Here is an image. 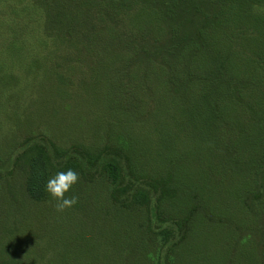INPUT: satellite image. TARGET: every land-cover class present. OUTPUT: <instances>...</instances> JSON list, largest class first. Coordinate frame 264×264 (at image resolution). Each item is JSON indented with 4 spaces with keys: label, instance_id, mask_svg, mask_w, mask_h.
<instances>
[{
    "label": "rangeland",
    "instance_id": "1",
    "mask_svg": "<svg viewBox=\"0 0 264 264\" xmlns=\"http://www.w3.org/2000/svg\"><path fill=\"white\" fill-rule=\"evenodd\" d=\"M198 1L193 2L194 8L202 13L188 14L190 20L186 15L189 6L186 12L184 7L178 10L161 44L135 41L136 33L143 37L147 30L135 32L131 41L143 44L144 52H157V61L169 57L165 52L173 48L169 39L176 34L170 36L172 27L185 36L206 19V27L214 25L211 17L218 8L208 0H203V5ZM20 2L0 0V264H264V215L257 217L253 210L246 212L247 208L220 205L224 188L231 193L242 183L227 182L225 176L216 182L214 173L205 176L186 165L189 173L184 176L198 182L207 198L210 195V206L199 192L202 198L186 193L182 181L186 177L173 171L163 173L166 180L156 189L143 179L130 191L132 195L139 188L148 191L150 220L145 224L155 235L153 240L145 235L142 213L132 210L129 200L123 198L129 174L124 153L113 146L119 135V131L116 136L113 132L117 117L105 79L96 70L100 65L88 58L92 52L78 53L89 60L80 67L72 62L78 59L72 52H27L29 47L25 52L11 50L12 20L23 19V41L40 29L37 22L26 25V17L10 16ZM153 3L160 4L159 0ZM259 5L264 6V0ZM3 10L8 12L5 16ZM137 10V5H132L119 12L129 18ZM181 24H187V31H181ZM36 25L38 28L29 27ZM120 30L125 38L131 32L126 23ZM242 39L236 38V50L243 49L239 46ZM93 56L95 60L98 54ZM39 150L47 154L48 179L68 169L77 173V181L64 194L75 196V204L58 210L57 200L48 192L42 200L30 197L26 188L28 161ZM119 154L122 179L115 187L105 168ZM195 170L200 172L198 167ZM202 180L208 188H201ZM164 186L172 188L168 197H172L173 206L158 208ZM114 188L121 191L114 195Z\"/></svg>",
    "mask_w": 264,
    "mask_h": 264
},
{
    "label": "trees",
    "instance_id": "2",
    "mask_svg": "<svg viewBox=\"0 0 264 264\" xmlns=\"http://www.w3.org/2000/svg\"><path fill=\"white\" fill-rule=\"evenodd\" d=\"M19 1L10 16L26 17V25L37 22L40 29L23 41V19L12 20L11 50L25 52L29 47L27 52H72L78 58L71 57L72 62L80 67L89 60L78 53L92 52L88 58L100 65L96 70L105 79L117 117L113 132L116 136L119 131V135L113 146L125 154L122 158L129 174L123 198L134 207L130 209L142 213L145 235L152 240L155 235L145 224L150 220L149 194L139 188L132 195L130 188L146 179L156 189L168 171L185 178L189 173L185 165L205 176L214 173L216 182L225 176L227 182L242 183L231 193L224 188L222 207L239 206L247 208L246 212L253 210L257 217L264 215V6L259 5L263 0H208L218 8L211 17L214 25L206 27V19L185 36L172 27L170 36L176 31L169 39L173 48L160 61L157 52H144V45H136L130 36L147 30L143 37L136 33L135 41L161 44L178 10L189 6L186 15L202 13L194 8L195 0H159V6H153V0ZM198 2L203 5V0ZM132 5L138 7L133 15L120 14V8ZM7 13L3 10L1 15ZM124 23L131 30L127 38L120 30ZM186 25H180L181 31H187ZM238 36L243 38L241 51L234 44ZM94 53L98 54L95 60ZM120 161L121 154L105 168L115 187L122 179ZM49 175L47 154L39 150L28 161L26 188L32 199L45 198ZM182 181L186 193L201 194L209 204L211 197L207 198L198 182L187 177ZM201 185L208 188L204 180ZM164 188L158 208L173 206L168 197L172 188ZM114 191L115 195L121 189Z\"/></svg>",
    "mask_w": 264,
    "mask_h": 264
},
{
    "label": "clouds",
    "instance_id": "3",
    "mask_svg": "<svg viewBox=\"0 0 264 264\" xmlns=\"http://www.w3.org/2000/svg\"><path fill=\"white\" fill-rule=\"evenodd\" d=\"M77 181V173L72 169L64 172H57L53 178L47 180L45 190L49 195L57 200L56 207L62 210L76 203V197H65V193L71 185Z\"/></svg>",
    "mask_w": 264,
    "mask_h": 264
}]
</instances>
